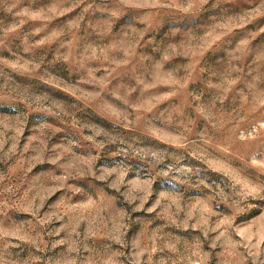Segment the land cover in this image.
<instances>
[{
    "label": "rangeland",
    "instance_id": "374dc122",
    "mask_svg": "<svg viewBox=\"0 0 264 264\" xmlns=\"http://www.w3.org/2000/svg\"><path fill=\"white\" fill-rule=\"evenodd\" d=\"M0 264H264V0H0Z\"/></svg>",
    "mask_w": 264,
    "mask_h": 264
}]
</instances>
